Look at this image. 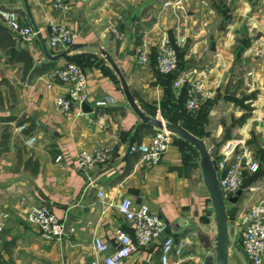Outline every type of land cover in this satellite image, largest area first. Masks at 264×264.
Listing matches in <instances>:
<instances>
[{
    "label": "crops",
    "instance_id": "obj_1",
    "mask_svg": "<svg viewBox=\"0 0 264 264\" xmlns=\"http://www.w3.org/2000/svg\"><path fill=\"white\" fill-rule=\"evenodd\" d=\"M27 1L40 36L37 34L31 42L20 39L17 47L28 49L36 65L54 61L59 66L80 61L87 77L88 94L84 108L74 104L68 113L61 112L55 98L66 92L65 86L55 83L49 89L46 73L31 80L24 78L22 63H10L6 50L0 46V79L7 80L0 86V117H26V128L32 127L27 134L17 130L24 125L17 120L0 121V224L4 223L0 232V264H87L93 258L101 259L102 255L93 248V237L101 238L110 248L116 245L115 228L120 227L133 237L131 224L114 207L124 196L135 204H148L168 224L167 235L175 240L186 238L190 242L186 252L195 251L205 257L197 228L208 229L209 221L205 218L209 220L211 209L207 192L193 189L191 178L178 173L183 153L173 143V136L156 164H146L138 153L128 151L130 144L146 141L155 129L143 123L129 106L117 74L101 52L111 56L140 110L165 119L160 106L165 85L156 80L155 54L156 43L164 31L172 41L175 37V18L163 5L167 0H69L66 12L56 10L53 0ZM224 3L230 14L226 23L209 0L184 3L186 11L179 22L186 38L182 46L186 48L184 60L194 55L199 62L193 67L186 64L173 82L181 74L189 73L192 79L202 81L206 99L212 100L200 138H220L222 144L235 140L240 146L245 145L258 161L262 173L247 185V210L264 194V157L261 162L255 155L257 148L264 153V0ZM0 8L15 10L23 24L33 26L24 0H0ZM50 20L66 23L78 32L71 52L57 60L48 57L45 46L51 56L68 48L49 46ZM241 33H246L249 45L237 56ZM206 40L213 42L209 67L202 62L204 56L200 51ZM143 44L148 53L147 63L141 65L136 52ZM237 67L241 68L240 73H236ZM173 82L175 97L183 90L186 92V85L175 88ZM105 98L110 99L105 106L96 104ZM223 102L227 103V113L219 114L217 107ZM6 125L4 137L2 129ZM31 136L35 137L32 146L27 144ZM99 145L108 149L106 163L87 174L78 169V153ZM60 154L63 160L57 162ZM87 175L92 184L87 183ZM245 188L228 209L238 207ZM99 190L105 194L102 199ZM42 204H50L55 214L75 231L60 240L43 239L26 215L30 207ZM229 221L233 244L238 249L240 229L234 226L235 221ZM163 237L138 247L124 264H160Z\"/></svg>",
    "mask_w": 264,
    "mask_h": 264
},
{
    "label": "built area",
    "instance_id": "obj_2",
    "mask_svg": "<svg viewBox=\"0 0 264 264\" xmlns=\"http://www.w3.org/2000/svg\"><path fill=\"white\" fill-rule=\"evenodd\" d=\"M187 0H167L164 7L171 10L175 18L174 40L164 31L160 40L156 43L155 61L156 67L161 73H170L176 70L178 56L176 47H182L185 36L180 31L179 22L185 13L184 3ZM69 0H53L56 10L66 12ZM0 21L3 22L16 36L25 42L33 41L39 32L31 25L21 22L18 12L10 8H0ZM78 32L63 22L50 20L48 23V44L53 49L70 48L76 44ZM264 39V33H263ZM136 52V58L141 65L147 63V46ZM47 87L53 88L55 83H60L66 88V92L56 96L57 108L68 113L74 104L82 105L87 98L88 82L84 69L77 63L67 61L62 65L46 72ZM186 85L185 106L189 111H195L206 99L207 91L199 78L192 79L189 73L181 74L174 82L175 88ZM109 98L96 102L99 106H105ZM26 125L18 126L22 131ZM35 137L27 139L28 145H33ZM172 135L164 129H155L146 141L130 144L128 151L138 153L140 159L146 164H156L166 153ZM225 148V149H223ZM108 149L102 145L91 149H84L78 153V169L86 174L96 166L107 161ZM217 156L213 157L214 167L219 179L223 199L227 202L239 189H244V179L247 174L255 172L258 161L253 153L245 146H240L235 140H230L218 148ZM63 160L60 154L56 161ZM87 183L92 180L87 175ZM98 196L105 197L103 191H98ZM114 207L122 218L131 224L133 237L122 228L114 229L116 245L110 248L101 238L95 236L92 245L95 251L102 255L101 259L93 258L87 264H124L138 247H145L164 235L160 245V264H203L204 256L198 252H186L190 242L186 238L175 240L166 234L168 224L162 221L157 213L148 204H135L128 196H124L114 203ZM27 221L40 233V236L48 241L60 240L68 232H74L72 226H68L65 220L60 219L50 204H42L30 207L27 212ZM7 217V215H5ZM240 246L249 264H262L264 260V194L247 209L240 217ZM4 223L0 224V232Z\"/></svg>",
    "mask_w": 264,
    "mask_h": 264
},
{
    "label": "trees",
    "instance_id": "obj_3",
    "mask_svg": "<svg viewBox=\"0 0 264 264\" xmlns=\"http://www.w3.org/2000/svg\"><path fill=\"white\" fill-rule=\"evenodd\" d=\"M210 5L214 10L220 15L222 22L226 23L230 21V14L227 6L224 3V0H209ZM21 38L16 36L3 22L0 21V46L6 50L10 63H22L23 77L31 80L35 77L41 76L46 72L54 69L57 66V63L54 61H48L40 65L34 64V60L29 50L26 48L17 47V41ZM249 45L248 38H242L240 40L239 46L236 49V55L240 54L242 49L246 48ZM178 62L177 68L175 71L170 73H161L157 67L155 70L156 80L165 85V94L164 98L161 101V111L163 117L173 123H179L184 128L189 130L191 133L195 134L198 137H202L203 128L207 122V114L212 106V100L207 98L204 100L195 111H189L185 108L186 101V92L183 90L177 97L174 96V93L171 89L172 82L183 69L187 67L186 60H184V55L186 53V48L176 47ZM76 62V61H75ZM80 66L82 63L77 62ZM7 80L5 78L0 79V86L3 85ZM15 96V93L12 92V97ZM3 106V96L0 92V107ZM12 120H17L18 124H24L29 121V118H17L16 116H1L0 121L10 122ZM31 125L25 128L23 131L29 134L31 131ZM152 128H150L151 130ZM8 130V125L4 126L2 129L4 137ZM154 130H152L153 132ZM227 137V136H226ZM173 143L179 146L180 150L183 153V164L177 168L178 173L181 176L186 178H191L195 172L199 169L198 158L199 154L196 149L191 146L188 142L173 137ZM261 148H257V153L255 155L259 157L262 162L264 153H262ZM217 156V155H215ZM262 173V168H259L251 173L247 174L244 179L243 187L247 186L251 181L258 177ZM233 210H227L228 220L231 219V214ZM211 214V212H210ZM205 221L209 220L205 218ZM238 249H241L240 243L236 244Z\"/></svg>",
    "mask_w": 264,
    "mask_h": 264
},
{
    "label": "water",
    "instance_id": "obj_4",
    "mask_svg": "<svg viewBox=\"0 0 264 264\" xmlns=\"http://www.w3.org/2000/svg\"><path fill=\"white\" fill-rule=\"evenodd\" d=\"M24 4L27 14L32 22V27L38 31V28L33 20L28 1L24 0ZM38 36H40L39 32ZM209 49L213 50V42L210 43ZM71 50L72 48H68L58 55L51 56L45 46L46 54L53 60H57L62 56H67ZM101 52L117 74L129 106L137 114L140 120L145 124L153 126L154 129H164L173 137L188 142L199 154L198 166L200 170V178L207 192L211 209V216L209 219L211 222L210 228L206 230L197 228V238L207 253L204 257L203 264H245L242 257L233 247V233L227 216L228 208L231 204H235L237 202L242 190H237L235 195L229 198L227 202L223 199L219 179L213 162V157L217 154L218 147L214 146L209 149L203 138L192 134L179 123L169 122L158 115L149 116L141 111L133 99L123 74L114 63L111 56L103 51ZM85 106L86 103L84 102L82 107L84 108Z\"/></svg>",
    "mask_w": 264,
    "mask_h": 264
},
{
    "label": "rangeland",
    "instance_id": "obj_5",
    "mask_svg": "<svg viewBox=\"0 0 264 264\" xmlns=\"http://www.w3.org/2000/svg\"><path fill=\"white\" fill-rule=\"evenodd\" d=\"M218 22V21H217ZM217 24V23H216ZM240 38H245V37H247L246 36V33H241V35L239 36ZM235 43V42H234ZM238 44H240V42H238ZM209 47H210V44H209V40H206L205 42H203L202 43V48H200V51L202 52V56H204L203 58H202V62L203 63H205V64H207L206 66H208L209 67V65H210V63L209 62H207V61H210L209 60V56H210V53H209ZM193 54V53H192ZM208 54V55H207ZM194 56V55H193ZM189 57V59H187L186 60V64L188 65V67H193V66H196V65H198V62L199 61H197V59L196 58H194V57ZM205 58V59H204ZM208 59V60H207ZM201 60V59H200ZM205 66V67H206ZM204 67V68H205ZM236 73H240V71H241V68L240 67H237L236 69ZM227 103H221V104H219L218 105V107H217V111H218V113L220 114V113H227ZM209 127V126H208ZM205 141H206V144H207V147L209 148V149H211L212 147H214L216 144L217 145H223L222 144V140H220V138H215V140H214V138H206L205 139ZM191 181V186H192V188L193 189H198V188H202V190H204V192H206V190H205V188H204V186H203V184H202V181H201V178H200V170L198 169L196 172H195V174L191 177V179H190ZM252 182V181H251ZM257 181H254L253 183H256ZM250 184V183H249ZM248 192H249V190H248V188H247V186H246V188H245V190H244V195L241 197V201L238 203V207L235 209V210H233V212H232V214H231V219L233 220V221H235V224H234V226H238L239 227V229H240V224H239V221H240V217H241V215H242V212H244V210H246V207H244L245 205H244V199L245 198H249L250 196V194H248ZM245 208V209H244ZM210 216H211V214H210ZM210 216H209V219H210ZM228 222H229V224H231L230 223V221L228 220ZM209 224H208V228H210V224H211V222L209 221L208 222ZM232 225V224H231ZM233 247L235 248V245L233 244ZM236 249V248H235ZM236 251H237V253L242 257V259L244 260V263L245 264H249L248 263V261L247 260H245V256H244V254H243V252H242V250L241 249H236Z\"/></svg>",
    "mask_w": 264,
    "mask_h": 264
}]
</instances>
